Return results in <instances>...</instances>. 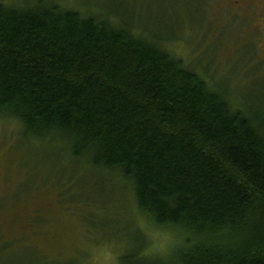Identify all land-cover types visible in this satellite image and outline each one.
<instances>
[{
	"label": "trees",
	"instance_id": "1",
	"mask_svg": "<svg viewBox=\"0 0 264 264\" xmlns=\"http://www.w3.org/2000/svg\"><path fill=\"white\" fill-rule=\"evenodd\" d=\"M0 118L118 171L143 213L181 232L167 256L136 248L121 264H264V122L129 27L0 2Z\"/></svg>",
	"mask_w": 264,
	"mask_h": 264
},
{
	"label": "rangeland",
	"instance_id": "2",
	"mask_svg": "<svg viewBox=\"0 0 264 264\" xmlns=\"http://www.w3.org/2000/svg\"><path fill=\"white\" fill-rule=\"evenodd\" d=\"M39 1L50 0H0L21 7ZM51 1L129 27L264 122V44L256 42L263 32L244 5L229 12L227 0ZM22 132L15 119L0 118V264H121L136 248L133 260H152L182 240L140 210L118 171L74 158L58 135Z\"/></svg>",
	"mask_w": 264,
	"mask_h": 264
},
{
	"label": "flooded vegetation",
	"instance_id": "3",
	"mask_svg": "<svg viewBox=\"0 0 264 264\" xmlns=\"http://www.w3.org/2000/svg\"><path fill=\"white\" fill-rule=\"evenodd\" d=\"M227 2L232 6L229 12H236L238 8L244 5V15H249L250 13L253 15V26L263 32V37L258 38L256 42L260 41V44H264V0H227ZM233 5H235L234 8Z\"/></svg>",
	"mask_w": 264,
	"mask_h": 264
}]
</instances>
